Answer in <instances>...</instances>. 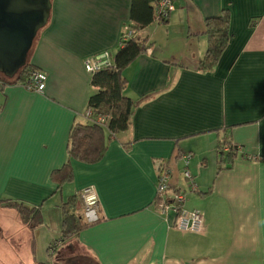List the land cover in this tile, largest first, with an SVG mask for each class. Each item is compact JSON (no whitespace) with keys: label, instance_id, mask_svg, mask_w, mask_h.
Segmentation results:
<instances>
[{"label":"crops","instance_id":"1","mask_svg":"<svg viewBox=\"0 0 264 264\" xmlns=\"http://www.w3.org/2000/svg\"><path fill=\"white\" fill-rule=\"evenodd\" d=\"M131 3L52 0L29 54L47 74L44 92L0 75V200L42 205L45 218L32 229L16 209L0 206V215L13 212L21 224L17 231L0 224V252L3 228L15 238L6 244V264H19L20 254L26 264L50 261L38 254V232L47 234L49 255L61 236L60 205L88 186L102 219L62 244L71 257L85 252L96 264H264V0H175L166 22L139 27L146 51L124 71L134 104L130 127L109 139L101 160L72 159V182L60 189L53 182L52 172L69 159L72 127L89 120L95 87L84 60L117 52L125 26L135 24ZM224 12L229 42L214 69L201 70L206 20ZM226 135L241 148L220 170L217 145ZM186 153L196 190L182 172ZM166 164L174 172L171 190L186 192V207L202 212V232L181 231L174 215L158 211L156 181Z\"/></svg>","mask_w":264,"mask_h":264},{"label":"trees","instance_id":"2","mask_svg":"<svg viewBox=\"0 0 264 264\" xmlns=\"http://www.w3.org/2000/svg\"><path fill=\"white\" fill-rule=\"evenodd\" d=\"M156 2L157 0H132L131 20L135 24L128 25L132 28L134 36L129 40H122L124 35L122 34V44L120 43L117 52L113 56V65L92 74L91 83L95 90L89 97L88 108L92 109L95 115H109V120L106 124H100L94 119H89L86 123L74 124L70 133L69 159L61 168L55 169L51 174V178L57 184L58 189L74 180L72 159L85 163H95L101 160L108 148L109 139L130 127L134 114V104L133 100L125 94L128 80L124 71L131 62L146 51L145 39L139 38L136 32L139 27H145L155 21ZM229 26L230 17L227 12L220 16L207 18L206 27L209 46L200 61L199 68L201 70H212L216 66L230 39ZM34 69L36 68L29 63L28 59L27 65L14 78H8L1 72L0 75L4 77L6 82L10 81L24 85ZM227 146L229 151L225 152L224 149ZM240 148L239 145L228 139L227 135L226 138L222 137L219 140L217 150L219 151L218 163L220 170L230 168L233 165ZM81 201V194L80 196L74 194L60 205L62 210L61 236L56 240L60 245L74 238L84 228L102 219L99 212L97 221H88L82 211ZM155 203L157 207V197ZM0 206L16 209L22 222L32 229L40 227L45 222L42 205H30L18 200H0ZM52 244H50L48 250H50ZM54 261L59 264V259L54 258ZM37 264H52V262L39 261Z\"/></svg>","mask_w":264,"mask_h":264},{"label":"built area","instance_id":"3","mask_svg":"<svg viewBox=\"0 0 264 264\" xmlns=\"http://www.w3.org/2000/svg\"><path fill=\"white\" fill-rule=\"evenodd\" d=\"M175 10V0H157L155 3V21H167L171 13ZM122 40H129L134 36V32L129 25L125 26ZM122 38V37H121ZM121 40V41H122ZM120 43L122 44V42ZM111 51H103L98 54L89 55L84 60L85 69L92 75L104 68L111 67L114 59ZM47 74L41 69H34L31 72L29 80L24 84L28 89L37 92H44L46 86ZM86 116L90 120H95L100 124H106L109 120L107 114L95 115L92 109L88 108ZM229 148V147H226ZM192 155L186 153L181 156L184 163L183 175L189 181L192 190L197 189L194 175L189 166ZM173 168L166 164L163 165L158 173L156 181L158 211L169 219L170 215H174L172 225L181 231L202 232L204 229V217L202 212L197 209H188L186 202L188 195L183 190H171V181L173 177ZM81 198L86 204L85 217L88 221L94 222L99 219V199L97 192L93 186L85 187L81 192ZM59 245L54 242L50 248V253L56 250Z\"/></svg>","mask_w":264,"mask_h":264},{"label":"water","instance_id":"4","mask_svg":"<svg viewBox=\"0 0 264 264\" xmlns=\"http://www.w3.org/2000/svg\"><path fill=\"white\" fill-rule=\"evenodd\" d=\"M51 10L52 0H0V72L4 76L14 78L27 65Z\"/></svg>","mask_w":264,"mask_h":264},{"label":"rangeland","instance_id":"5","mask_svg":"<svg viewBox=\"0 0 264 264\" xmlns=\"http://www.w3.org/2000/svg\"><path fill=\"white\" fill-rule=\"evenodd\" d=\"M183 170H184V167L182 168V172H183ZM81 206H82V211L84 213L87 207H86V204L84 203L83 200L81 201ZM0 209H2V208H0ZM60 215H61V213H59L58 217L60 219H62V217ZM53 220H54L53 224L60 228L61 220H59L57 217ZM1 222H5V224L8 225L9 229H12L14 231H17L21 228V224L19 223V219L13 214V212L7 211L3 215H0V224H1ZM2 233H3L2 234L3 238L1 239V244H5V245L1 247L0 264H6V253L10 249V247H7L6 244L8 242H10V240L15 239V238L9 237L8 230L5 228L2 229ZM54 233H55V231H54ZM46 239H47V234L45 232L39 231L38 236H37V244H38L37 251H38V254L40 255L41 258H44L47 255L49 260L52 261V264L54 263V257L56 259H59V264H96L95 261L85 252H80V253H78V256L71 257L70 251H69L70 245H68L66 248L63 245H58L57 250L51 252L52 256H50V254L48 255V253L45 250ZM56 240L57 239H54L52 243L56 242ZM56 255H58V256H56ZM33 256H34V260H36L35 255H33ZM18 261H19V264H26L25 257L21 254H20Z\"/></svg>","mask_w":264,"mask_h":264}]
</instances>
